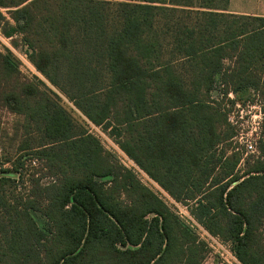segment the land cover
<instances>
[{
  "label": "trees",
  "instance_id": "obj_1",
  "mask_svg": "<svg viewBox=\"0 0 264 264\" xmlns=\"http://www.w3.org/2000/svg\"><path fill=\"white\" fill-rule=\"evenodd\" d=\"M228 3L0 0V32L241 264H264V138L239 168L211 96L251 89L264 112V17ZM1 109L23 131L15 155L0 146V264H201L195 232L0 51Z\"/></svg>",
  "mask_w": 264,
  "mask_h": 264
},
{
  "label": "rangeland",
  "instance_id": "obj_2",
  "mask_svg": "<svg viewBox=\"0 0 264 264\" xmlns=\"http://www.w3.org/2000/svg\"><path fill=\"white\" fill-rule=\"evenodd\" d=\"M3 12L4 9H2ZM0 51L9 52L15 59L21 79H28L39 84L41 89L49 92L52 99L65 109L74 121L85 127L101 143V145L113 155L122 165L132 170L136 177L145 186L150 188L161 201L171 209L178 218L186 224L198 239L206 245V252L201 264H241L236 258L233 259L231 253V244L222 241L219 237L209 233L205 228L199 225L190 215L186 205L175 201L159 184L153 181L145 174L128 156L118 147L115 141L107 136L99 126L92 124L73 103L69 101L56 87L52 86L40 73L36 71L28 60L27 47L22 43L21 34H15L13 37H5L0 32ZM216 80L211 91L212 99L219 102L227 114V120L233 127L235 137L232 141L222 142L218 150L241 153L239 168H242L244 158L247 156H258L259 142L264 138V112L261 98L251 89L239 91L237 93L229 92L222 96L220 93L221 85ZM2 126L0 137L2 150L6 153H16V147L21 139L22 125L18 118L7 113L6 110H0ZM251 144L255 149L249 152L247 145ZM12 154V155H13ZM139 168V169H138ZM34 220L40 228H46V222L39 213H33ZM231 253V255H230ZM235 257V256H234Z\"/></svg>",
  "mask_w": 264,
  "mask_h": 264
},
{
  "label": "crops",
  "instance_id": "obj_3",
  "mask_svg": "<svg viewBox=\"0 0 264 264\" xmlns=\"http://www.w3.org/2000/svg\"><path fill=\"white\" fill-rule=\"evenodd\" d=\"M229 13L264 17V0H229Z\"/></svg>",
  "mask_w": 264,
  "mask_h": 264
},
{
  "label": "built area",
  "instance_id": "obj_4",
  "mask_svg": "<svg viewBox=\"0 0 264 264\" xmlns=\"http://www.w3.org/2000/svg\"><path fill=\"white\" fill-rule=\"evenodd\" d=\"M247 147H248V150L247 151H249V152H253L254 151V149H255V146L253 147L251 144H249V145H247ZM129 158V157H128ZM130 159V158H129ZM131 160V159H130ZM139 169V168H138ZM232 253V252H231ZM231 253H230V255H231ZM231 257H233V259L235 258L234 256H232L231 255Z\"/></svg>",
  "mask_w": 264,
  "mask_h": 264
}]
</instances>
